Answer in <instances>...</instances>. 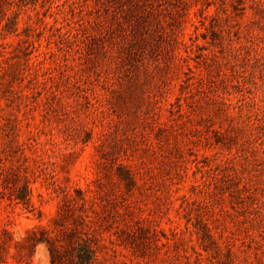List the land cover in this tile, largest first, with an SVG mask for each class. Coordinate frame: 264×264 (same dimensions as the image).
Returning <instances> with one entry per match:
<instances>
[{
	"label": "rangeland",
	"instance_id": "rangeland-1",
	"mask_svg": "<svg viewBox=\"0 0 264 264\" xmlns=\"http://www.w3.org/2000/svg\"><path fill=\"white\" fill-rule=\"evenodd\" d=\"M76 189L94 264H264V0H0V264Z\"/></svg>",
	"mask_w": 264,
	"mask_h": 264
},
{
	"label": "trees",
	"instance_id": "trees-1",
	"mask_svg": "<svg viewBox=\"0 0 264 264\" xmlns=\"http://www.w3.org/2000/svg\"><path fill=\"white\" fill-rule=\"evenodd\" d=\"M123 168V167H121ZM122 178L131 182L130 176L125 175L122 170ZM121 176V173H120ZM75 195L70 193L64 195L62 205L57 218L54 220V233H49L44 228H38L39 236L32 233V244H43L48 252L49 264H94L96 238L95 216L77 211L76 204L79 200L84 201L83 192L75 190ZM28 188H23V193L16 195L19 201L26 200ZM74 215L72 224L68 225L69 216Z\"/></svg>",
	"mask_w": 264,
	"mask_h": 264
}]
</instances>
